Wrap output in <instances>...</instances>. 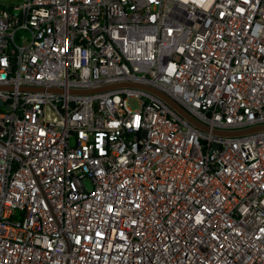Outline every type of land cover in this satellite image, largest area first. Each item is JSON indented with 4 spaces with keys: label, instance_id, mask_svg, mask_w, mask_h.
Wrapping results in <instances>:
<instances>
[{
    "label": "built area",
    "instance_id": "1",
    "mask_svg": "<svg viewBox=\"0 0 264 264\" xmlns=\"http://www.w3.org/2000/svg\"><path fill=\"white\" fill-rule=\"evenodd\" d=\"M0 264H264V0L0 5Z\"/></svg>",
    "mask_w": 264,
    "mask_h": 264
},
{
    "label": "rangeland",
    "instance_id": "2",
    "mask_svg": "<svg viewBox=\"0 0 264 264\" xmlns=\"http://www.w3.org/2000/svg\"><path fill=\"white\" fill-rule=\"evenodd\" d=\"M23 0H0V5H9V4H16L21 3ZM132 104H135L133 101H131Z\"/></svg>",
    "mask_w": 264,
    "mask_h": 264
}]
</instances>
